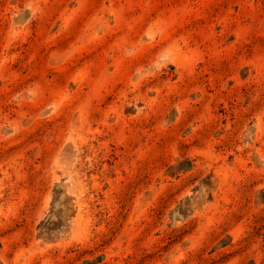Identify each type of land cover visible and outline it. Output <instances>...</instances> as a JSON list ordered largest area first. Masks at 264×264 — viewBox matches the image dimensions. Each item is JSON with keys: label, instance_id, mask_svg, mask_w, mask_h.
<instances>
[{"label": "rangeland", "instance_id": "374dc122", "mask_svg": "<svg viewBox=\"0 0 264 264\" xmlns=\"http://www.w3.org/2000/svg\"><path fill=\"white\" fill-rule=\"evenodd\" d=\"M0 264H264V0H0Z\"/></svg>", "mask_w": 264, "mask_h": 264}]
</instances>
